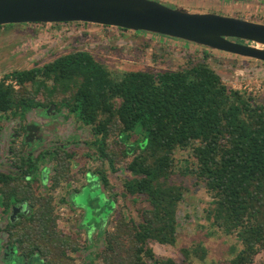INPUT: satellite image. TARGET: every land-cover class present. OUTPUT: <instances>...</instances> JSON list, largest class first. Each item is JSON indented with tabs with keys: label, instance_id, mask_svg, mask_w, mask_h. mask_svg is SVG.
Wrapping results in <instances>:
<instances>
[{
	"label": "trees",
	"instance_id": "obj_1",
	"mask_svg": "<svg viewBox=\"0 0 264 264\" xmlns=\"http://www.w3.org/2000/svg\"><path fill=\"white\" fill-rule=\"evenodd\" d=\"M51 106L88 128L86 144L95 151L85 157L102 162L93 174L115 209L112 226L94 234L100 245L89 239L80 246L75 236L58 229L53 198L37 194L31 178L48 159L56 164L52 189L76 179V154L59 149L35 157L16 151L22 172L0 173V197L6 210L16 202L32 204L29 218L8 229L25 245V257L36 255L43 264H218L208 262L202 244L182 249V262L158 258L150 247L151 242L177 244L188 188L173 179L176 174L204 185L211 198L207 220L216 233L237 240L226 264H254L264 252V105L228 86L204 58L178 70L120 73L76 50L40 67L14 70L0 79V139L7 120ZM109 170L119 175V190ZM78 190L63 200L71 209H76L71 195ZM120 197L124 205L118 204Z\"/></svg>",
	"mask_w": 264,
	"mask_h": 264
},
{
	"label": "rangeland",
	"instance_id": "obj_2",
	"mask_svg": "<svg viewBox=\"0 0 264 264\" xmlns=\"http://www.w3.org/2000/svg\"><path fill=\"white\" fill-rule=\"evenodd\" d=\"M162 2L164 1L162 0ZM232 2L227 0L223 2L227 4L222 6V9L213 8V0H210L208 4L195 6L194 3H188V5L195 8V10L211 13H215L213 11L216 10L215 14L218 15L264 22V0H248V3H236L234 0ZM165 3L172 8L176 6V3ZM183 6H186V4ZM52 25L30 23L0 30V79L14 70L40 67L61 55L76 50L90 52L96 59L104 62L111 71L120 73L140 70H153L156 72L178 70L186 68L189 61L204 58L228 86L255 97L258 103L264 105L263 62L211 54L193 44L124 31L119 28L87 23ZM205 52L208 55L206 57ZM33 117L34 119L40 118L32 112L26 119ZM18 122L17 119H14L6 124L7 132ZM58 122L61 123V129H56L57 132L53 134L52 142L55 141L54 143L58 148L64 144L68 147L69 152L72 151L76 154L75 161L72 162L76 179L68 182L62 181L58 187L53 189L49 187L52 189L49 192L54 195L57 204L55 214L58 215V229L67 235L75 236L78 244L84 246L88 245L89 238H86L81 228L83 212L71 209L69 204L63 203V200L66 192L69 198L70 191H73L76 187L79 189L83 185L86 172L94 173L102 165V162L96 158L85 157L87 153L92 154L95 151L86 144V141L90 139L87 127L77 123L73 116L69 117V113L65 109L60 111ZM5 145L7 146L8 142ZM6 152L4 151V153ZM37 154L38 152L35 153V155ZM186 156V153L179 154V157ZM11 157L9 159H12ZM106 168H108V165H106ZM81 169H85L84 172H81ZM107 172L110 180L119 190V175L110 170ZM173 179L188 188L186 202L182 205L178 217L180 227L178 229L177 244L170 246L151 242L150 247L158 258H173L177 262H182V249L195 248V245L202 244L209 251V263L214 261L218 264H226L232 256L230 252L232 247H238L239 244L234 237L216 233L215 228L207 220L205 209L211 198L204 185L196 186L194 180L180 174H176ZM51 183L49 181L48 185L51 186ZM33 184L35 187H39L40 183L34 180ZM130 203V201H127L132 215L137 217L135 207ZM2 204L3 199L0 197V210ZM118 204L124 205L122 197L118 199ZM111 226L112 223L109 224L108 228ZM90 239H94L95 245L98 244L99 246L101 243L94 235ZM94 248V246H90V250L96 251ZM83 252L85 253V251ZM77 263L79 264L81 261ZM34 264H43V262L35 260ZM254 264H264V252L256 256Z\"/></svg>",
	"mask_w": 264,
	"mask_h": 264
},
{
	"label": "water",
	"instance_id": "obj_3",
	"mask_svg": "<svg viewBox=\"0 0 264 264\" xmlns=\"http://www.w3.org/2000/svg\"><path fill=\"white\" fill-rule=\"evenodd\" d=\"M175 5L169 7L162 0H0V26L87 23L264 63V22Z\"/></svg>",
	"mask_w": 264,
	"mask_h": 264
},
{
	"label": "flooded vegetation",
	"instance_id": "obj_4",
	"mask_svg": "<svg viewBox=\"0 0 264 264\" xmlns=\"http://www.w3.org/2000/svg\"><path fill=\"white\" fill-rule=\"evenodd\" d=\"M163 1L168 3H176V4L178 3L181 5L186 4V6H189L188 3H194L195 6H198V4L199 5L208 4L210 0H163ZM227 1L232 2V0H227ZM234 1L236 3H242V2L248 3V0H234ZM223 2H226V0H216V1L213 0L212 7L214 6L213 8L222 9V6H225V4H227V3L224 4ZM213 12L216 13V10ZM163 38H165L166 40L182 42L175 39L173 40L171 38H166V37ZM54 109L55 108L51 106L48 107L47 109H44L43 111L33 110L32 112H34L36 116L40 118H35V119L34 117L31 119L15 118L19 122L17 123V125L13 126L8 132H7V127L5 126L14 119H10L9 121L7 120L6 123L3 124V130L0 139V173L13 174V175L21 174L22 169H19L18 166L15 164L16 156L14 153L17 154L16 151H21L22 149L25 155H27L28 153H32L35 157H37L40 153L45 151L54 153L56 152V150L61 149L64 150L65 152L66 151L69 152L67 149L68 147H66L64 144L58 148V146H56L54 143L55 141L52 142L53 139L52 136L57 132L56 129H61L60 128L61 123L58 122L60 112H55ZM32 112L29 115H31ZM28 127H29V131H28ZM7 142L8 145L6 146L5 144ZM4 151L7 152L4 153ZM37 152L38 154L35 155V153ZM10 157L12 159H9ZM55 166H56L55 162H50V160L47 159L45 164H41L39 169L36 172L32 173L31 178L34 177V180L39 182L37 176L40 173V169L42 167H46L51 172V175L48 177V182H49L51 181V177L55 173L54 170ZM27 177L28 176H26V178ZM47 185L48 183L47 184L40 183L39 187H35L34 184L32 183L33 189L36 190L37 194L41 193L46 196H51L53 198L54 205H57L54 195H52L49 192V190H52L49 189V187L52 186L50 185L47 186ZM74 189H78V188L76 187ZM64 198H68L67 192L65 193ZM1 206L2 208L0 210V264H34L37 258L36 255H33L29 258L25 257V251H26L25 245L20 244L16 240L17 236L12 238V235L8 230L11 225L15 226L18 223H22L26 215H27L26 218L27 217L29 218V216L33 213L32 204L16 202L12 204V206L8 210H6L3 204ZM18 228L19 227L15 229L18 231ZM16 230L13 231L12 229L13 233L17 234Z\"/></svg>",
	"mask_w": 264,
	"mask_h": 264
},
{
	"label": "clouds",
	"instance_id": "obj_5",
	"mask_svg": "<svg viewBox=\"0 0 264 264\" xmlns=\"http://www.w3.org/2000/svg\"><path fill=\"white\" fill-rule=\"evenodd\" d=\"M50 175V170L42 167L37 179L41 184H47ZM26 179L31 180L30 177ZM71 202L78 211L83 212L81 227L86 238L90 239L98 229L109 227L115 203L111 199L110 193L103 188L99 176L92 172H86L83 185L71 195Z\"/></svg>",
	"mask_w": 264,
	"mask_h": 264
},
{
	"label": "built area",
	"instance_id": "obj_6",
	"mask_svg": "<svg viewBox=\"0 0 264 264\" xmlns=\"http://www.w3.org/2000/svg\"><path fill=\"white\" fill-rule=\"evenodd\" d=\"M9 82L12 83L15 86L16 89L18 88V85H17V83L15 81H9Z\"/></svg>",
	"mask_w": 264,
	"mask_h": 264
}]
</instances>
